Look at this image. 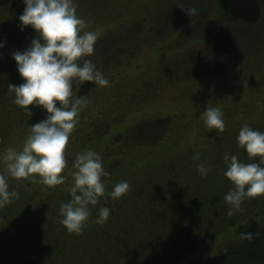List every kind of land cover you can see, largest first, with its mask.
I'll list each match as a JSON object with an SVG mask.
<instances>
[{"label":"rangeland","instance_id":"rangeland-1","mask_svg":"<svg viewBox=\"0 0 264 264\" xmlns=\"http://www.w3.org/2000/svg\"><path fill=\"white\" fill-rule=\"evenodd\" d=\"M100 2V0L89 2L78 0V3H75L77 15L86 21L82 30L95 31L96 40L103 34V25L108 13L106 11L108 6H103ZM118 2L121 4L118 8L123 13L120 26L124 31L127 24L133 25L138 20L144 19L146 14L154 10L162 0H119ZM8 3L10 2L5 1V5ZM216 4L220 5L219 0H208L210 12L217 16L218 13L213 11ZM3 5L4 3L0 5V9ZM123 21L126 24H122ZM233 27L238 33L244 30L241 25ZM179 28L180 25L177 24L171 32L165 33V36L162 34L148 36L146 28L142 32L138 30L131 39L125 35L127 49L118 52L121 53L120 55L112 54L108 61L98 59L94 62V58L97 59L98 56L92 58L96 68L108 78V84L98 85L93 81L85 80L83 83L86 84L82 85V89H79L80 83L73 85L72 88L73 95L81 90L80 95H85L84 99L87 101L85 109L78 113L79 117L93 116L97 121L106 111L107 116L102 118L104 121L111 119L109 132L92 146L93 150L103 149L119 130L135 125L140 120L156 116L172 118L173 127L170 133L155 150V156H159V148V151H164L165 158L163 160L154 158L151 161V170L147 178L138 170L136 163L132 167L124 163L134 172L136 179L132 183V195L122 198L120 206L126 208L115 209L113 219L117 223L113 220L111 224L113 241H118L116 245H119V251L123 252L120 256H116L117 264H164L165 259L166 264H193L203 257L208 261L209 258L206 256L216 254L217 246L229 241L224 238L229 235L231 229L218 227L217 233L220 231V234L214 236L210 234V229H206L207 226H217L219 219L231 220L235 217L244 219L251 218L253 214L258 216L264 213V194H260L242 201L241 215H236L239 210H234L231 215L227 214L230 205L224 199V195L233 187V183L224 175L227 162L223 159L225 153H234L238 159L244 161L252 159L246 149L238 145L236 139L239 128L245 122L253 128L264 131V33L260 35L256 45L251 40L248 47L243 46L240 55L230 56L228 53L230 50L226 49L215 62L198 59L196 67H201L202 70L189 76L187 71L193 67L192 63H196V55L204 59L214 51L211 46L213 38L206 35L212 33L206 32L204 39L201 33L192 34L200 38L183 42L185 35L176 34ZM206 106L222 108L226 125L223 131L217 132L215 128L208 130L202 116ZM110 113L117 118H110ZM194 151L200 153L199 161L192 158ZM203 151L210 153L209 158L204 159ZM198 162L205 163L209 168L207 174L198 173L196 168ZM128 167H125L126 176L132 175L127 173ZM136 170L141 175L136 174ZM155 172L161 173L150 177ZM140 180L148 181L145 183L148 188L149 185L152 188L151 182L156 181L160 192L154 195L155 199L152 202L158 203V210L153 206H144V209L137 206L139 200L141 205L147 203L144 195L147 196L151 191L150 189L145 192L146 189L148 190L145 185L141 189ZM216 193L223 197V202L205 210L204 205L209 203ZM124 202L126 205H122ZM142 209L147 219L158 218L155 224L145 223L143 215L142 221L133 220V214L141 212ZM125 211L128 214H124ZM187 212L195 214V219L199 214L198 222L188 218ZM175 222H178L175 226L178 229L176 233L182 236L180 238L182 245L177 247V250L190 248L192 252L189 255L179 257L181 259L172 262L166 254L160 261L149 255V252L140 253L141 257L147 258L144 263L138 260L139 254L136 259L125 251L124 246H132L134 250L136 245L135 250L140 252L141 246L145 244L144 237L147 235L151 237L152 230H160L161 225L167 229ZM193 228L195 232H191ZM127 230L134 231L132 240L127 238L128 234L125 233ZM103 232L104 229L98 231V236L102 234V238L106 237ZM256 232L262 234L264 228ZM243 244L245 243L236 245L229 243L227 246L237 248ZM101 251H104V248ZM175 255L177 256V253ZM97 256L86 253L85 263L96 262ZM114 258L112 252L108 260L113 262ZM208 262L209 264L240 263L233 255L216 257Z\"/></svg>","mask_w":264,"mask_h":264},{"label":"trees","instance_id":"trees-1","mask_svg":"<svg viewBox=\"0 0 264 264\" xmlns=\"http://www.w3.org/2000/svg\"><path fill=\"white\" fill-rule=\"evenodd\" d=\"M5 1L10 3L5 5ZM79 1L89 2L91 0ZM100 1L103 6H108L106 10L108 13L103 25V34L95 41L94 51L84 57L92 60L94 56H98L97 59L94 58V62L98 61V59L100 61H108L112 54L113 56L120 55L121 53L118 52L126 50L125 41L127 36L125 35H128L131 39L134 34H137L138 30L142 32L146 28L148 36L151 34H162L165 36V33L171 32L179 24L180 28L176 34L183 33L185 35L183 42H187L188 39L192 38L198 40L200 38V36H196L198 33L203 34L201 35L204 36L202 39L205 38L206 32L212 33L206 35L213 38L211 46L214 51H211V54L208 55L209 57L204 59L198 58L196 55V63H192L191 66L193 67L187 71V75L192 76L198 73L200 69L202 70L201 67H196L198 66V59L215 62L218 57L225 53L224 50L226 49L230 50L228 52L230 56L240 55L242 54L241 48L243 46L248 47L247 45L251 40L256 45L258 38L264 33V0H260L262 16L256 23L234 20L228 11L217 4L214 6L213 11L218 14L217 16L213 15L214 13H211L208 8V0H162L160 4L154 7V10L146 14L144 19L138 20L133 25L127 24L124 31L120 26V19L123 13L118 8L119 5L121 6L120 2H118L119 0ZM3 3L5 6L3 5L2 7L4 8L1 7L0 9V38L6 37L7 42L0 49V154L8 146L15 147L17 150L21 149L27 134L31 130V124L45 117V109L39 105H28L27 107L32 110L29 113L16 104L14 102V92L8 87V83L18 84L23 80L16 67V61L11 56V52L15 49L22 50L31 38L38 34L31 25H26L23 30L19 27V13L24 8L23 0H0V5ZM74 3L77 4L78 0H74ZM193 6L197 9L196 12L188 13L185 11V9ZM122 24L126 23L123 21ZM236 25H241L244 30L240 33L236 32L233 27ZM100 53L103 54L101 55ZM84 58H81V63ZM77 83H79L78 80H73V85ZM84 84L86 83L80 84L79 89H82ZM80 91L78 90L76 94L80 95ZM84 109L85 105L81 110ZM110 114V118H117L114 114ZM103 115L97 121L93 119V116H90V118L88 116L79 117L64 150L67 163L61 174L65 175L66 179L60 184L49 186L41 183L39 179L31 180L23 177H13L8 173L5 166L6 162L0 160V173L5 175L9 190H14L15 193L8 203L0 206V264H86V253L91 256L98 255L96 262H90V264H117L116 256H120L123 252L119 251L118 247L120 246L116 245L118 241H113V231H111L113 226L111 224L113 220L114 223H117L113 219L116 213L115 209L126 208V206H120L122 198L132 195V183L135 182L136 175L129 167L136 163L142 175L146 178L149 176L151 161L154 158H158V160L165 158L164 154L166 153L164 151H159V148V156H155V150L170 133L173 122L169 116L146 118L138 121L135 125L119 130L103 149L94 148L100 153L102 166L108 173L107 176L101 177L105 184V193L100 197L96 205H90L91 212L83 230L79 233L69 232L66 226L61 223L59 207L61 202L70 199L69 187L73 181L70 170L72 169L76 153L92 148L109 132L112 125L111 119L104 121L102 117L107 116V112L105 111ZM204 153L205 151L202 152V154ZM209 156L210 153L206 151L204 159L209 158ZM124 163L130 166L128 167ZM125 167H128L127 173L129 172L132 175L127 174L126 176ZM138 170H136V174L141 175ZM160 173L155 172L150 177ZM33 175L38 174L34 173ZM120 180H127L130 185L129 189L119 197L113 198L109 196L108 193L113 185ZM146 182L148 181L140 180L139 186L141 189L143 185L147 186ZM151 184L152 188L151 185H149V188L147 186L148 190L146 189L145 192L150 191V189L151 191L147 193V196L144 195L147 203L141 205V200H139L136 204L143 209L145 208L144 206H153L158 210V203H153L152 201L155 199L153 198L154 195L160 191L156 181L151 182ZM222 202L223 197L221 195L218 193L213 194L210 202L204 205V209L214 207ZM104 204L110 209L109 216L104 223H97L95 219L98 215L97 210ZM122 205H126L125 202ZM143 209L141 212L133 214V220L140 222L143 215L145 223L155 224L154 222L158 218L147 219L144 216ZM242 213L243 211L239 210L236 215H241ZM124 214L128 213L125 211ZM186 216L194 222H198L200 217L198 214V218L195 219V214L191 212ZM241 218L219 219L217 226L206 227V229L211 230L210 234L214 236L220 234V231L218 232L219 234L217 233L218 227L224 226V229L226 227L231 229L229 235L224 238L226 240L229 239V241L222 245L219 244L216 254L206 256L209 260L233 255L237 257L239 264H264V232L254 236L252 240L241 238L240 236V231L242 230L251 231L255 234L257 230L264 228V213L258 216L253 214L251 218ZM177 223H171V227L167 229L161 225L160 230L156 229L154 231V229L151 231V237L145 234L147 235L144 237L145 244H142L140 252L135 250L137 249L136 245L134 250L132 246H124L125 251L128 252L129 256H135L136 259L137 254H139L140 258L138 260L144 261V263L147 258L141 257L140 253L149 252V255L160 259V261L166 254L172 262L175 259L178 261L181 259L179 257L189 255L192 250L190 248L177 250V247L182 245L180 240L182 236L176 233V230H178L175 228L178 225ZM102 229H104L103 234H106L104 238H102V234L100 236L97 234ZM191 232H195V228ZM125 233L128 234L127 238L132 240L134 231L127 230ZM229 243H233V245L245 244L236 246L237 248H231L227 246ZM103 248L104 251H101ZM112 252H114L115 258L113 262H110L108 256ZM175 253H177V256ZM142 258L144 260H141ZM165 261L164 264H166ZM208 261L207 258L203 257L199 262H194L193 264H209Z\"/></svg>","mask_w":264,"mask_h":264},{"label":"clouds","instance_id":"clouds-1","mask_svg":"<svg viewBox=\"0 0 264 264\" xmlns=\"http://www.w3.org/2000/svg\"><path fill=\"white\" fill-rule=\"evenodd\" d=\"M23 3L19 27L23 30L31 25L38 35L22 50L11 52L23 80L18 84L8 83V87L14 92L16 104L29 113L32 110L28 105H39L45 109V117L31 124L21 149L8 146L0 154V160L6 162L8 173L13 177L39 179L41 183L54 186L66 179L61 174L67 163L64 150L79 120L78 113L87 103L85 95H73V80L80 84L88 80L98 85L109 81L90 58H84L94 51L97 35L93 30H82L86 21L77 15L74 0H23ZM185 11L193 13L197 9L193 6ZM6 42V37L0 38V49ZM81 58H84L82 63ZM202 116L208 130L225 129L221 107L206 106ZM236 139L252 159L244 161L234 153L223 156L227 162L224 175L233 183L224 195L230 205L228 215L240 210L246 198L264 194V131L245 122ZM199 156V152L192 153L194 160L198 161ZM196 168L201 175L209 171L203 162H198ZM70 171L73 177L70 199L60 204V220L69 232L79 233L86 226L90 205H96L105 193L101 177L108 173L102 166L100 153L92 148L76 153ZM129 187L127 180H120L108 195L119 197ZM14 194V190H9L5 175L0 173V206L8 203ZM97 211L96 222L104 223L109 207L104 204ZM258 235V232L240 231L241 238L249 240Z\"/></svg>","mask_w":264,"mask_h":264},{"label":"water","instance_id":"water-1","mask_svg":"<svg viewBox=\"0 0 264 264\" xmlns=\"http://www.w3.org/2000/svg\"><path fill=\"white\" fill-rule=\"evenodd\" d=\"M219 4L234 20L256 23L262 16L260 0H219Z\"/></svg>","mask_w":264,"mask_h":264}]
</instances>
